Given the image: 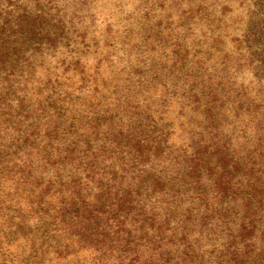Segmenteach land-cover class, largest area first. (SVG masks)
I'll list each match as a JSON object with an SVG mask.
<instances>
[{"label": "rangeland", "instance_id": "374dc122", "mask_svg": "<svg viewBox=\"0 0 264 264\" xmlns=\"http://www.w3.org/2000/svg\"><path fill=\"white\" fill-rule=\"evenodd\" d=\"M50 134L107 151L44 165ZM113 176L141 186L138 263L264 264V0H0V264L92 261Z\"/></svg>", "mask_w": 264, "mask_h": 264}, {"label": "trees", "instance_id": "16d2710c", "mask_svg": "<svg viewBox=\"0 0 264 264\" xmlns=\"http://www.w3.org/2000/svg\"><path fill=\"white\" fill-rule=\"evenodd\" d=\"M36 130H38V129H36ZM36 130L32 134H29L28 136L29 137L34 136L36 134ZM51 136H52V134H50L48 137L47 145H44V148L41 149L42 160L44 161V165H48L49 163H52V161H53L52 159H54L55 163L58 166L63 165L64 170H67L69 161L70 162H73L75 160H79V161L86 160V162L91 161V160L95 159V157L98 155V153L101 155V152L107 151V147H103L101 145H97L96 147H94L92 149V147L90 145L80 146L78 144H73L71 146V150H67L64 148L63 149L57 148V150L54 151L53 150V146H54L53 142H54V140H56V138L52 139ZM79 154H80V157H78ZM79 169L81 170L80 163L77 164V171ZM123 173H124V171L121 173V175ZM84 179H86L87 184H89V182H90L88 180L89 176H86V177L81 176V177L76 178V176H74L72 174V171L68 170V173L65 177H63V175H57V184H58V186H64V185L68 186V184L74 185V187H72V188H74L75 190H79L81 180H84ZM134 180H135L134 177H132V181L127 182L126 178L117 179L115 176H113L112 178L107 179L105 189L103 187H99L101 195L104 196L103 202L110 204V205L114 206L115 208H117L121 213V217L123 218V221H122L121 225L119 226V230H116V227H113L112 225L105 224L104 226H100V225H97L93 221V219H90V222L88 223L87 228H86L87 230L89 229L90 235H87V236L84 235V226L78 225V226H82V228H83L81 230V232H78L75 235L78 243L86 242V240H85L86 238H91V241L93 243H94L95 238L97 239V242H98V239H100V238L102 239L101 249H95L96 251L99 252V254L94 255L95 257H93L92 261H90L87 264H101V262L106 263L104 261V255L99 250L105 249L106 237L111 236L112 233H115V235L117 236L116 241L114 239L111 240V243H116L117 248L115 250H112V251L117 255V257H116V260L110 264H143V263H138L140 258H139V256H136L137 255L136 249L138 248L139 243L142 242L143 238L136 241V243L132 247H130V242H128L127 239L125 238V236L127 235L126 231L120 230L121 228H125L128 231L130 230L131 232H134V233L138 232L139 230H142V226L141 227H137V226L135 227V225L131 222L130 219H128V216H127L128 213L133 212L134 208L139 207V206L144 204V203H141L142 201H140L142 198H139V197L133 195V194L142 195L140 193V190L137 188V187L141 188L140 183L139 182L135 183ZM133 187H135L134 190H132ZM76 195L78 198V201H77L78 203L74 202V205H72V208H75L78 205L77 209H79L83 206L84 201L81 200L80 193H78ZM85 199L87 200V197H85ZM110 200H112V202L108 203V201H110ZM40 205H41V202H39V204L34 203V204H32V207L38 209L40 207ZM140 215H141V211H140ZM49 219H50V217H47L45 219V223ZM117 222L119 223V220ZM78 224H80V223H78ZM123 224H125V225H123ZM55 227H56L55 230L57 231V226H55ZM67 231L68 230H63V235L66 236V239H67ZM121 232L123 233L122 238L119 237V234ZM113 238H115V237H113ZM56 244L60 245L58 242ZM109 247L111 249H114V247H111V246H109ZM106 250H110V249H106ZM58 253H60V252L58 251ZM93 254H95V253H93ZM43 256L44 255H42V256L40 255V256L34 258V259L40 261V263H37V264H45L46 263L43 260ZM97 257H99V258H97ZM170 261H171V259H170ZM24 262H25V264H30L28 259L25 260Z\"/></svg>", "mask_w": 264, "mask_h": 264}]
</instances>
